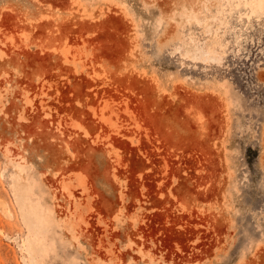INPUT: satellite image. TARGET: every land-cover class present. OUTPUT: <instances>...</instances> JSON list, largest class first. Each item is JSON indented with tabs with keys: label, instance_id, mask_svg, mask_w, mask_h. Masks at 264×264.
Returning <instances> with one entry per match:
<instances>
[{
	"label": "rangeland",
	"instance_id": "1",
	"mask_svg": "<svg viewBox=\"0 0 264 264\" xmlns=\"http://www.w3.org/2000/svg\"><path fill=\"white\" fill-rule=\"evenodd\" d=\"M0 264H264V0H0Z\"/></svg>",
	"mask_w": 264,
	"mask_h": 264
},
{
	"label": "bare ground",
	"instance_id": "2",
	"mask_svg": "<svg viewBox=\"0 0 264 264\" xmlns=\"http://www.w3.org/2000/svg\"><path fill=\"white\" fill-rule=\"evenodd\" d=\"M248 1V0H247ZM261 1H263V0H261ZM255 10H254V8H252V11L251 12H254Z\"/></svg>",
	"mask_w": 264,
	"mask_h": 264
}]
</instances>
